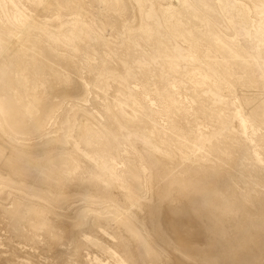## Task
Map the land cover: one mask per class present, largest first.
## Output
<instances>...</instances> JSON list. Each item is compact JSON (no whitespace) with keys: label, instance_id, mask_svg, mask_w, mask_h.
Returning <instances> with one entry per match:
<instances>
[{"label":"bare ground","instance_id":"bare-ground-1","mask_svg":"<svg viewBox=\"0 0 264 264\" xmlns=\"http://www.w3.org/2000/svg\"><path fill=\"white\" fill-rule=\"evenodd\" d=\"M0 264H264V0H0Z\"/></svg>","mask_w":264,"mask_h":264}]
</instances>
